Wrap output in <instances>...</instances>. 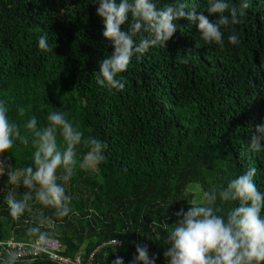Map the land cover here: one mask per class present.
I'll use <instances>...</instances> for the list:
<instances>
[{"label":"trees","instance_id":"16d2710c","mask_svg":"<svg viewBox=\"0 0 264 264\" xmlns=\"http://www.w3.org/2000/svg\"><path fill=\"white\" fill-rule=\"evenodd\" d=\"M169 2L157 0V7ZM187 3L207 14L208 0ZM230 3L238 6L239 0ZM95 7L90 0H0V100L28 137L1 154L13 167L30 164L33 137L24 123L35 116L43 126L51 107L65 111L85 137L102 140L107 149L94 169L74 166L65 185L67 216L56 218L51 208L32 204L52 223L61 254L87 257L116 239L121 246L103 250L110 260L117 252L128 264L133 242H143L156 264H164L165 229L157 224L171 225L176 211L187 209L190 185L203 192L255 167L254 183L264 191V152L249 148L252 129L264 118V0H248L240 22L222 26L223 48L201 41L187 19L177 20L164 48L133 57L121 74V91L95 83L99 62L112 52ZM230 31L239 44L227 42ZM42 32L49 38L47 51L37 47ZM185 53L187 64L180 62ZM86 151L77 146V162ZM3 178L0 240L29 242L24 221L35 219L8 215L3 192L10 186ZM16 191L19 196L25 190ZM33 264L59 263L44 256Z\"/></svg>","mask_w":264,"mask_h":264},{"label":"clouds","instance_id":"9594fccd","mask_svg":"<svg viewBox=\"0 0 264 264\" xmlns=\"http://www.w3.org/2000/svg\"><path fill=\"white\" fill-rule=\"evenodd\" d=\"M90 3L96 6L102 38L112 46L111 54L104 56L93 74L95 83L116 91L125 88L121 74L133 57L139 60L151 48H164L177 31V20L187 19L201 41L223 48L222 26L239 23L248 8V0H239L238 6L230 0H208L207 14L188 7L187 0H170L161 7H157V0H90ZM226 40L231 45L240 43L235 31L228 32ZM48 46V35L42 32L37 47L47 51ZM189 54L182 55L180 62L187 64ZM7 112L0 100V153H7L17 140L28 143V137L20 134ZM46 121L38 127L32 116L23 125L33 137L30 164L13 167L6 163V158L0 159V176L6 175L10 186L3 192L8 215L19 220L28 213L35 219V223L24 221L30 225L24 231L29 238L28 251L33 254L45 251L54 233L50 231L49 218L41 216V208H33L32 204L51 208L56 218L67 216L71 197L65 185L74 166L78 163L80 169H94L105 159L107 149L102 140L85 137L65 118V111L51 107ZM77 146L87 149L78 162ZM249 148L264 152V118L252 129ZM256 172L255 167H249L226 184L204 190L199 201L191 197L186 210L176 211L173 224H157L165 229L164 264H264V191L258 190L254 183ZM18 186L25 190L19 196ZM133 246L134 255L128 264H156V256L149 255L145 243L133 242ZM0 264H33V259L19 248L8 246L0 248ZM110 264H124L123 257L116 256Z\"/></svg>","mask_w":264,"mask_h":264},{"label":"built area","instance_id":"2783aa9c","mask_svg":"<svg viewBox=\"0 0 264 264\" xmlns=\"http://www.w3.org/2000/svg\"><path fill=\"white\" fill-rule=\"evenodd\" d=\"M117 243L115 244V242ZM122 242L119 240H107L103 244L98 245L87 257L83 253L76 254L74 257L70 258L62 255V244L56 239L52 238L48 245L46 246L45 251L38 253H31L28 251L29 242L23 241H14V240H0V248L13 246L19 248L22 253H27L28 257L35 259L38 257H47L49 260L58 262L59 264H110V259L107 251H103L107 246L112 249H116L121 246ZM101 251H103L101 253ZM101 253V254H100ZM118 256V253L115 252V257Z\"/></svg>","mask_w":264,"mask_h":264},{"label":"rangeland","instance_id":"374dc122","mask_svg":"<svg viewBox=\"0 0 264 264\" xmlns=\"http://www.w3.org/2000/svg\"><path fill=\"white\" fill-rule=\"evenodd\" d=\"M0 159H4L3 157H2V154L0 153ZM7 163V162H6ZM8 164V163H7ZM6 182V180L3 178V176H0V184H1V186L4 188V183ZM201 195H202V190H201V188H200V186L199 185H190L189 187H188V190H187V201L189 200V199H191V197L193 198V201H199L200 200V197H201ZM104 242H106V241H104ZM103 242V243H104ZM103 243H101V244H103ZM100 245V244H99ZM97 247V246H96ZM95 247V248H96ZM94 248V249H95ZM93 249V250H94ZM92 250V251H93ZM90 254V253H89Z\"/></svg>","mask_w":264,"mask_h":264}]
</instances>
